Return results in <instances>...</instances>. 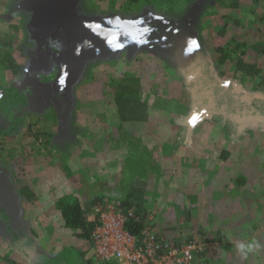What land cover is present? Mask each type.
Listing matches in <instances>:
<instances>
[{
  "label": "rangeland",
  "instance_id": "obj_1",
  "mask_svg": "<svg viewBox=\"0 0 264 264\" xmlns=\"http://www.w3.org/2000/svg\"><path fill=\"white\" fill-rule=\"evenodd\" d=\"M55 1L70 6L57 44L76 48L63 54L73 76L37 108L12 97L0 119V180L33 248L82 242L58 198L100 179L117 185L123 167L139 166L145 228L196 242L197 264H264V0H0V51L22 66L14 75L0 64L3 92L28 78L32 54L45 60ZM131 77L139 95L118 101ZM5 239L0 229V264H44L42 251L23 254ZM253 239L261 247L242 259L236 244Z\"/></svg>",
  "mask_w": 264,
  "mask_h": 264
},
{
  "label": "trees",
  "instance_id": "obj_2",
  "mask_svg": "<svg viewBox=\"0 0 264 264\" xmlns=\"http://www.w3.org/2000/svg\"><path fill=\"white\" fill-rule=\"evenodd\" d=\"M228 1L231 8H237L240 0H227V2ZM254 1L259 2L260 0ZM58 3L55 1L49 6V8H52L51 10L54 12L52 13L54 14V24L51 34L46 35L44 38L45 43L43 47L48 48L49 52L48 54L42 55V57H45V60L43 61L39 60V55L32 54L31 62L28 63V67H25L23 64L25 71L28 73V78L25 79V81L20 82L19 88H16L13 91V95L0 90V119H5L3 114V105L4 103H10L13 100L12 97H14V101L17 100V102L22 103L24 106H33L34 108H37V106H39V99L44 95V91L51 89L52 91L58 93L60 87H62V85L68 80V76H73V61L69 59L67 60L63 54L66 50H70L72 48L73 51L76 48L71 46L67 47L66 45L60 46L57 44L58 42L62 41V39H64V36L67 32L66 28L69 27V23H72L68 19V14L71 13L70 6L63 5L60 1ZM63 15L66 16L64 19H62ZM228 15L231 14L229 13ZM234 41L236 42L234 43V50L237 51L238 48L242 47L243 45L236 39H234ZM37 63H39V65H37ZM0 64L6 69H10L14 75H18L22 70V66L14 57L13 51L10 50L0 51ZM247 65L245 66L249 67L248 69L250 70L254 67L253 64ZM131 78L134 79V81L131 79L129 81L125 80V82L121 81L116 93V99L118 101L123 100L124 102H130L132 99L136 100L133 96L139 92L137 90L136 84L138 83L140 86V82L139 78ZM55 95L57 98H60L63 122H65L69 108V102L66 100L67 97L63 91L60 90V94ZM137 95L139 94L137 93ZM200 97H202L201 93L198 94L197 98L200 99ZM12 108L13 106L10 108L8 107V111H10ZM141 118L143 119L137 120H146V117ZM138 167L139 166H137V168L134 170L129 166L123 167L126 168L125 173L122 181L117 185L111 184L109 179H100L99 189L98 187H95L91 190L88 188L89 184H87L85 191L82 192L83 196H78L76 194H64L58 198L56 203L61 212V217L63 218V225L66 228L82 230L77 234L79 239H82V242H78V244L74 243L72 245L66 246L52 254L42 251V249L40 250L37 247L33 248L35 246V242L29 235V232L24 229L23 223L17 219V209L14 200L9 194L7 187L1 182V180L0 229L7 236V239L10 240V244H13L15 251L21 252L23 254H27V252L32 248L35 249V251H42V257L40 259L44 264H99L92 251L91 239L92 230L96 225V218L92 219L90 216L96 206L101 205L105 199L119 200L122 203L124 210L128 211L132 209L134 211V216L130 217L127 222V228L132 233L138 235L146 226V211L142 205L141 198L144 190L147 189V187L146 183H142L140 180L145 179L143 175L139 176L136 173L137 170L141 168ZM81 182L83 187V181ZM137 183L140 184L141 187L139 189V194H134L136 191H138V188H135L133 191L130 188L133 187V184L135 185ZM136 200L138 202H136ZM174 233L175 232L171 231L166 233L167 236H162L161 234H159V236L164 239H169L172 242H184L185 239L175 240L176 237H174Z\"/></svg>",
  "mask_w": 264,
  "mask_h": 264
},
{
  "label": "built area",
  "instance_id": "obj_3",
  "mask_svg": "<svg viewBox=\"0 0 264 264\" xmlns=\"http://www.w3.org/2000/svg\"><path fill=\"white\" fill-rule=\"evenodd\" d=\"M92 213V251L99 264H196L199 246L193 240L172 242L147 228L132 233L127 222L134 211L119 200L105 199Z\"/></svg>",
  "mask_w": 264,
  "mask_h": 264
},
{
  "label": "clouds",
  "instance_id": "obj_4",
  "mask_svg": "<svg viewBox=\"0 0 264 264\" xmlns=\"http://www.w3.org/2000/svg\"><path fill=\"white\" fill-rule=\"evenodd\" d=\"M260 244L255 239L251 241H240L236 244V250L242 259H248L250 254L255 253L259 248Z\"/></svg>",
  "mask_w": 264,
  "mask_h": 264
},
{
  "label": "crops",
  "instance_id": "obj_5",
  "mask_svg": "<svg viewBox=\"0 0 264 264\" xmlns=\"http://www.w3.org/2000/svg\"><path fill=\"white\" fill-rule=\"evenodd\" d=\"M256 208H257V207H256ZM256 208H255V209H256ZM255 209H254V210H255Z\"/></svg>",
  "mask_w": 264,
  "mask_h": 264
}]
</instances>
